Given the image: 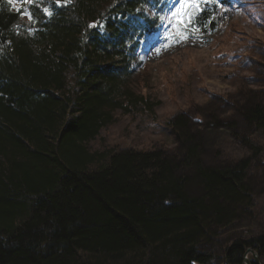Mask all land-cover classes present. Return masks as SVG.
<instances>
[{
    "label": "trees",
    "instance_id": "obj_1",
    "mask_svg": "<svg viewBox=\"0 0 264 264\" xmlns=\"http://www.w3.org/2000/svg\"><path fill=\"white\" fill-rule=\"evenodd\" d=\"M169 1L19 0L29 20L0 0V264H246L248 248L264 264V233L236 230L264 191L260 60L229 113L169 120L174 149L91 146L119 112L160 104L141 49ZM247 2L199 0L190 26L207 34L240 9L264 29V0ZM220 127L247 152L225 151Z\"/></svg>",
    "mask_w": 264,
    "mask_h": 264
},
{
    "label": "rangeland",
    "instance_id": "obj_2",
    "mask_svg": "<svg viewBox=\"0 0 264 264\" xmlns=\"http://www.w3.org/2000/svg\"><path fill=\"white\" fill-rule=\"evenodd\" d=\"M197 1L170 0L162 13L159 29L142 46L141 69L151 72V91L160 104L151 114L141 110L127 114L119 112L116 120L91 142L92 147L174 149L176 138L169 120L186 113L193 122L196 119L195 123L209 122L215 113H229V104L237 102L236 96L243 101L247 90L244 88H254L248 85L240 89V84L249 83V76L258 67L261 73L264 69V51L260 47L264 42V29L253 20H246L237 9L230 25L201 35L190 24H181V20L192 16ZM249 1L246 8L250 12H260L259 5ZM148 12L153 13L151 8ZM232 22H236L234 27ZM218 39L230 55L221 57L217 54ZM257 51L262 55L259 56ZM237 53L242 58L237 57ZM251 59L260 60V65L257 67ZM213 132L229 154L247 152L236 142L230 129L220 127ZM209 151L208 159L213 157V150ZM259 166L264 173V163ZM256 208L254 219L243 228L238 226L237 231H246L248 235L264 233V191L259 193Z\"/></svg>",
    "mask_w": 264,
    "mask_h": 264
},
{
    "label": "snow or ice",
    "instance_id": "obj_3",
    "mask_svg": "<svg viewBox=\"0 0 264 264\" xmlns=\"http://www.w3.org/2000/svg\"><path fill=\"white\" fill-rule=\"evenodd\" d=\"M7 2V5L10 7V8H13L15 11H17V13L21 14V15H27L29 20H32L33 17L31 16V13H23L21 11V9L23 8V4L20 5V7H17V3H19V0H6ZM55 2L57 4L60 3V0H55ZM65 2H67V0H65ZM27 3H34V0H27ZM193 7H196V5H193ZM44 12L45 13H48L49 15H51V13L48 11L47 8L44 9ZM193 18L192 17H189L187 20H181V24H191L193 23ZM31 31V29L29 30Z\"/></svg>",
    "mask_w": 264,
    "mask_h": 264
},
{
    "label": "water",
    "instance_id": "obj_4",
    "mask_svg": "<svg viewBox=\"0 0 264 264\" xmlns=\"http://www.w3.org/2000/svg\"><path fill=\"white\" fill-rule=\"evenodd\" d=\"M248 253H251V254L254 255L255 260H256V262H257L258 264H262L261 261H260V259H259L258 254H257V253L255 252V250L252 249V248H248V250H247L246 253H245L244 260H245V263H246V264H252L251 260H250L249 257H248Z\"/></svg>",
    "mask_w": 264,
    "mask_h": 264
}]
</instances>
